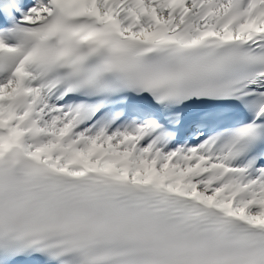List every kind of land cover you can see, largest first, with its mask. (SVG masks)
Segmentation results:
<instances>
[{"label": "snow or ice", "instance_id": "1", "mask_svg": "<svg viewBox=\"0 0 264 264\" xmlns=\"http://www.w3.org/2000/svg\"><path fill=\"white\" fill-rule=\"evenodd\" d=\"M0 264H264V0H0Z\"/></svg>", "mask_w": 264, "mask_h": 264}]
</instances>
